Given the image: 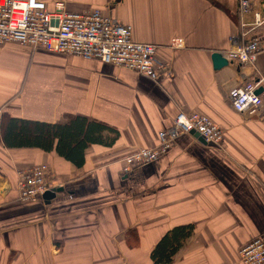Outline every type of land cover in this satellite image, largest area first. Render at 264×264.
<instances>
[{"label": "crops", "instance_id": "1", "mask_svg": "<svg viewBox=\"0 0 264 264\" xmlns=\"http://www.w3.org/2000/svg\"><path fill=\"white\" fill-rule=\"evenodd\" d=\"M72 12L100 8L157 45L154 79L75 55L0 45V121L10 117L67 121L81 115L114 126L112 146L90 144L81 167L31 146L9 147L0 135V264H154L151 252L174 226L194 234L171 264H243L239 249L264 236V106L256 116L234 110L230 90L264 87V0L242 13L240 0H42ZM263 23L251 30L255 13ZM259 36L254 65L213 52ZM180 111L207 115L223 141L180 136L159 160L124 169V158L152 147ZM45 164L48 202L20 200V173Z\"/></svg>", "mask_w": 264, "mask_h": 264}, {"label": "built area", "instance_id": "2", "mask_svg": "<svg viewBox=\"0 0 264 264\" xmlns=\"http://www.w3.org/2000/svg\"><path fill=\"white\" fill-rule=\"evenodd\" d=\"M242 13L253 11L252 0H240ZM263 23L255 13L254 26ZM15 42L34 50L43 48L50 52L75 55L84 59H96L105 63L159 79L161 64L155 44L139 42L133 38L131 25L103 13L100 8L88 12H72L64 2H56L49 8L42 0H0V45ZM262 49L259 36L255 35L244 45L228 49L224 55L229 60L254 65ZM261 83L245 81L230 90L229 98L235 111L256 116L264 106V90ZM196 131L207 143L219 145L223 141V129L210 117L200 113L180 111L174 122L158 134V142L126 155L124 169L155 162L166 155L174 142L182 135ZM50 169L42 164L20 173L19 194L23 203L36 202L50 188L47 182ZM243 264H264V236L252 238L239 249Z\"/></svg>", "mask_w": 264, "mask_h": 264}, {"label": "trees", "instance_id": "3", "mask_svg": "<svg viewBox=\"0 0 264 264\" xmlns=\"http://www.w3.org/2000/svg\"><path fill=\"white\" fill-rule=\"evenodd\" d=\"M66 119L64 123H56L10 117L7 123L0 121V135L4 134L9 147L31 146L46 151L56 150L77 167L85 163L86 149L90 144L112 146L120 136L114 126L103 121L73 114ZM194 230L192 223L171 228L151 252L154 264H171Z\"/></svg>", "mask_w": 264, "mask_h": 264}, {"label": "water", "instance_id": "4", "mask_svg": "<svg viewBox=\"0 0 264 264\" xmlns=\"http://www.w3.org/2000/svg\"><path fill=\"white\" fill-rule=\"evenodd\" d=\"M212 58H213L214 68L215 69H220L222 67L228 66L229 63H230V60L228 58H226L224 53L220 52L218 50H215V52H213ZM263 90H264L263 86H260L258 88V92L259 93H261ZM192 133L195 134V136H198V137L201 138V135L198 132L192 131ZM202 140H204V139H202ZM62 190H63V188L61 186L60 187H51L44 193L43 198L47 199L48 202H50L49 200H51L52 198L56 197L58 192H61Z\"/></svg>", "mask_w": 264, "mask_h": 264}]
</instances>
